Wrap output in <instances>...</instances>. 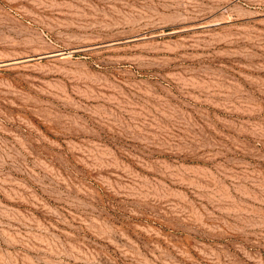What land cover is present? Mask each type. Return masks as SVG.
<instances>
[{"label":"rangeland","instance_id":"obj_1","mask_svg":"<svg viewBox=\"0 0 264 264\" xmlns=\"http://www.w3.org/2000/svg\"><path fill=\"white\" fill-rule=\"evenodd\" d=\"M0 264H264V0H0Z\"/></svg>","mask_w":264,"mask_h":264}]
</instances>
